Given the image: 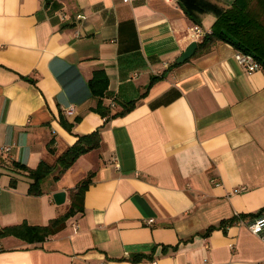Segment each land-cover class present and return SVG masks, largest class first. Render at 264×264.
Listing matches in <instances>:
<instances>
[{"label":"crops","instance_id":"obj_1","mask_svg":"<svg viewBox=\"0 0 264 264\" xmlns=\"http://www.w3.org/2000/svg\"><path fill=\"white\" fill-rule=\"evenodd\" d=\"M234 2L0 0V148L12 147L0 159V230L66 215L90 177L42 241L0 237V264H264L248 227L264 214V69L248 71L229 41L177 63L192 29L211 32ZM247 2L264 27V0ZM93 131L99 146L55 179L58 157ZM42 161L55 168L30 194L17 164Z\"/></svg>","mask_w":264,"mask_h":264},{"label":"trees","instance_id":"obj_2","mask_svg":"<svg viewBox=\"0 0 264 264\" xmlns=\"http://www.w3.org/2000/svg\"><path fill=\"white\" fill-rule=\"evenodd\" d=\"M247 1L248 0H235L232 7L220 11L218 19L211 32L207 33L203 40L198 43V48L196 50L197 53L209 51L219 41H229L233 43L238 50L251 53L264 69V27L258 20L251 17L248 13ZM184 6L187 9L186 2H184ZM161 77H163V75L153 76L151 84ZM106 84L107 81L105 74L101 70L95 72L91 81V88L93 92L98 96H102L105 91ZM134 105L135 101L125 104L123 110L113 116L124 114L126 111L134 107ZM97 110L105 116L110 115L111 112L110 108H104L103 104L100 103ZM61 121L70 128L71 124L66 123L64 118L61 119ZM99 144L100 135L98 131L80 135L77 141L58 157L56 164L58 172L55 174L54 178L59 179L60 176L74 164L78 157L94 148H97ZM17 165L27 171L28 177L31 178L29 193L34 195L41 194L43 192L41 182L55 168V166H52L45 161L40 162L35 169L29 168L20 163ZM89 183L90 177H87L77 185L74 193V200L66 215L53 218L46 225H30L28 223H21L7 226L0 230V237L11 233L29 242L42 241L46 236L61 227L64 217L66 218L67 216L72 215L75 210L80 207L81 196ZM251 215L254 216L256 214ZM245 217V214H239V216L233 218V221L244 219ZM211 228H213V226ZM141 258V254L133 256L134 260H139Z\"/></svg>","mask_w":264,"mask_h":264},{"label":"built area","instance_id":"obj_3","mask_svg":"<svg viewBox=\"0 0 264 264\" xmlns=\"http://www.w3.org/2000/svg\"><path fill=\"white\" fill-rule=\"evenodd\" d=\"M123 1L128 2L129 0H123ZM76 17L82 18L81 15H77ZM62 18L65 20L66 15L63 14ZM192 30H193L192 36L196 42L202 41L204 36L207 34L199 26H195ZM235 58L248 71L257 70L261 67V64L255 59V57L251 53H246V52L238 50L235 53ZM73 110L74 108L73 106H71L66 111H68L69 113H72ZM11 151H12V147L9 145H5L1 147L0 148V159L8 160L11 157ZM2 189H3V186L0 184V192L2 191ZM149 221L151 222L152 220H149ZM240 222H243V220L241 219ZM248 227L251 230V232L258 235L264 242V214L256 218L252 222H250L248 224ZM74 228L75 230H77L78 226L75 225ZM101 264H106V263H101Z\"/></svg>","mask_w":264,"mask_h":264},{"label":"water","instance_id":"obj_4","mask_svg":"<svg viewBox=\"0 0 264 264\" xmlns=\"http://www.w3.org/2000/svg\"><path fill=\"white\" fill-rule=\"evenodd\" d=\"M198 47V43L196 41L192 42L187 49L183 52V54L177 59V63H181L192 55H194L196 49ZM66 191L60 190L53 194V197L57 204H62L66 200Z\"/></svg>","mask_w":264,"mask_h":264},{"label":"rangeland","instance_id":"obj_5","mask_svg":"<svg viewBox=\"0 0 264 264\" xmlns=\"http://www.w3.org/2000/svg\"><path fill=\"white\" fill-rule=\"evenodd\" d=\"M47 180H48V179H47ZM47 180H46V181H47ZM47 182H48V181H47Z\"/></svg>","mask_w":264,"mask_h":264}]
</instances>
